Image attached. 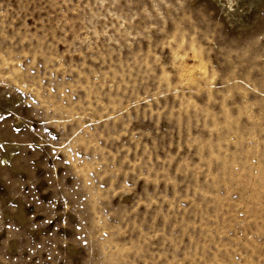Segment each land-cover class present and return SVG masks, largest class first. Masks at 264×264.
Masks as SVG:
<instances>
[{
	"label": "rangeland",
	"instance_id": "374dc122",
	"mask_svg": "<svg viewBox=\"0 0 264 264\" xmlns=\"http://www.w3.org/2000/svg\"><path fill=\"white\" fill-rule=\"evenodd\" d=\"M229 1L0 0V264H264V0Z\"/></svg>",
	"mask_w": 264,
	"mask_h": 264
},
{
	"label": "snow or ice",
	"instance_id": "6c2138e0",
	"mask_svg": "<svg viewBox=\"0 0 264 264\" xmlns=\"http://www.w3.org/2000/svg\"><path fill=\"white\" fill-rule=\"evenodd\" d=\"M163 56H164V59H165V62H166V60H167V52L163 53ZM0 119H3V117H0ZM126 183H127L128 187L131 188V185H132V183H134V180H129ZM135 194H136L135 192L132 193L133 196ZM38 220L39 221H42L49 228L51 227V225L53 223H57L58 222V221H52V220H49V219H45V217L43 215L37 216L36 214H33V219L31 221V225H32L33 228L37 227V221Z\"/></svg>",
	"mask_w": 264,
	"mask_h": 264
},
{
	"label": "bare ground",
	"instance_id": "6f19581e",
	"mask_svg": "<svg viewBox=\"0 0 264 264\" xmlns=\"http://www.w3.org/2000/svg\"><path fill=\"white\" fill-rule=\"evenodd\" d=\"M231 2L228 0V4H230Z\"/></svg>",
	"mask_w": 264,
	"mask_h": 264
}]
</instances>
